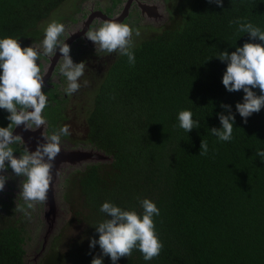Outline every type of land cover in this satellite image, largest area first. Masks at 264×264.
<instances>
[{
	"label": "trees",
	"instance_id": "16d2710c",
	"mask_svg": "<svg viewBox=\"0 0 264 264\" xmlns=\"http://www.w3.org/2000/svg\"><path fill=\"white\" fill-rule=\"evenodd\" d=\"M65 1L0 0V36L27 46ZM167 1L170 23L132 47L134 65L119 54L104 60L102 70L84 71L82 78L92 82L86 85L87 112L70 114L86 126L78 145L103 150L112 160L67 179L74 192L65 199L82 228L75 236L56 234L41 264H91L101 254L89 241L98 239L95 226L105 219L102 203L142 213L143 198L160 209L154 223L163 248L151 261L134 249L119 264H264V161L256 155L264 148V108L246 123L236 113L230 142L218 141L209 129L220 127L217 114L227 111L222 104L235 113L244 95L226 90V62L214 55L250 39L230 21L240 18L264 30V0H224L223 7L209 0ZM182 109L192 110L199 128L187 133L179 127ZM7 116L0 109V126H8ZM202 140L209 145L206 156L199 155ZM29 239L22 220L1 231L0 264H25ZM104 264H112L110 257Z\"/></svg>",
	"mask_w": 264,
	"mask_h": 264
},
{
	"label": "clouds",
	"instance_id": "9594fccd",
	"mask_svg": "<svg viewBox=\"0 0 264 264\" xmlns=\"http://www.w3.org/2000/svg\"><path fill=\"white\" fill-rule=\"evenodd\" d=\"M209 2L223 7L224 0ZM169 23L170 21L157 25L160 28L154 30L159 31ZM230 23L238 24V31L248 33L250 39L242 46L235 43L234 51L224 49L214 55L226 62L222 75L226 90H242L244 93L242 100L235 105L236 112L231 110V105L222 104L221 107L227 111L217 114L220 127L209 128L211 134L222 142L233 139L236 113L246 123L248 117L264 108V30L251 21L240 18ZM64 32L63 23H49L42 44L37 47H22L18 37L0 36V109L7 111V119L10 121L6 127L0 126V191L9 179L3 173L10 167L16 176L23 177L18 195L25 203L19 205L18 210L28 217H31L29 210H34L37 204L47 201L53 180V162L61 151V137L70 133L68 126H63L51 135L43 134L45 142L38 144L35 151L26 148L23 154L16 156L10 145L22 140V137L13 134L12 125L16 127L24 124L26 129L32 130L41 125L46 126L43 112L48 105V97L42 88L47 68L42 70L39 62L41 56L52 58L59 51L62 57L59 72L67 81L66 93L71 95L81 87L80 78L84 74L85 64L83 61L74 62L70 45L62 38ZM135 35L139 36L140 33L137 31ZM85 36L94 43L95 50L109 53L118 51L119 54L127 56L130 65L135 64V52L132 50L133 30L128 24L106 20L97 28L87 30ZM257 88L260 90L259 94L254 90ZM177 119L179 127L187 133L200 127V120L193 118L191 109L180 110ZM208 152L209 145L202 140L199 155L206 156ZM256 155L264 161V148H258ZM140 204L142 213L134 208H123L109 200L102 203L100 211L105 214V219L95 226L98 239L92 238L89 241L90 249L99 245L101 254L95 255L91 264H104L105 256L110 257L112 264H119L120 258L130 257L134 249L143 254L145 261H151L160 254L163 243L156 233L154 223V216H159L160 209L149 198H143Z\"/></svg>",
	"mask_w": 264,
	"mask_h": 264
},
{
	"label": "flooded vegetation",
	"instance_id": "af4514ba",
	"mask_svg": "<svg viewBox=\"0 0 264 264\" xmlns=\"http://www.w3.org/2000/svg\"><path fill=\"white\" fill-rule=\"evenodd\" d=\"M166 1L167 0H82L79 6L74 9L71 17H64L65 20L63 24L65 25V32L62 34V38L65 39L66 42L70 41L71 56L74 62H84V71H86L87 68L90 69L92 67H94L95 70H102L104 69V60L108 61L117 57L119 52L114 51L109 53L99 49L95 50L94 43L86 38L85 32L97 28L100 24L105 22L106 19L126 23L133 30L134 27L145 25V21L152 20L150 19L152 14L149 12L152 8H155L160 15H165V13L168 12L167 5L169 3ZM147 6L152 7L148 8ZM154 17L156 16H153V18ZM151 23L155 25L160 24L159 22L155 23L152 21ZM36 32L38 33L27 38V46L33 45L34 47H37L42 44L45 31L40 27ZM85 59H88V61H85ZM39 62L42 70L47 68V74L44 77L46 80L44 81V86L42 88L48 97V105L43 112L46 119V134L51 135L54 131L59 130V128L68 126L70 134L61 137V144L67 148L85 146L78 145L81 137L77 135V132L80 125L82 129H85L86 126L84 123L78 122L76 116L71 115L70 117V114H73V111L79 115L81 114V116L86 114L87 109H85L84 105L89 104V95L86 90V85L92 88L91 80L81 77V87L77 92L69 95L65 91L67 81L59 72L60 63L62 62L61 53L57 51L56 56L52 58L41 56ZM83 81H86V84L82 83ZM64 83H66L65 86ZM78 104L79 107L82 108L80 111ZM63 116L65 118H63ZM12 128L14 130V124ZM41 130L45 133L43 125ZM82 138L84 137L82 136ZM10 147L14 149V155L16 156L23 154L27 148L23 139L17 140L14 144L10 145ZM110 157L112 160V156ZM94 163L95 162L84 163L81 167H86ZM70 168L74 169L75 167L69 166L64 173ZM75 169L77 170V168ZM3 174L9 176V179L6 182L4 189L0 191V232L5 228L14 226L16 220L19 221V223L22 220L26 229L30 232H28V236L31 239L33 237V240L35 241L32 248L30 249L29 247L27 249L26 255H28L32 249L38 245L40 233L46 227L43 218L45 202L37 204L34 210H29L31 211V217L24 215L23 212L18 210V206L24 205L25 203L22 197L18 195L20 191L19 186L23 177L16 176L10 167L6 169ZM32 218L37 220L38 225L29 229V220ZM29 249L30 251H28Z\"/></svg>",
	"mask_w": 264,
	"mask_h": 264
},
{
	"label": "water",
	"instance_id": "95a60500",
	"mask_svg": "<svg viewBox=\"0 0 264 264\" xmlns=\"http://www.w3.org/2000/svg\"><path fill=\"white\" fill-rule=\"evenodd\" d=\"M148 7V6H147ZM152 6H149L150 8ZM152 14L150 22L168 23L170 21V13L167 12L165 15H160L159 12L152 8L149 10ZM153 16H156L153 18ZM110 20V19H106ZM69 44L70 41H67ZM46 78H44V81ZM45 133L41 130L42 125L35 129H26L24 124L16 126L13 130L14 135H20L23 139V142L26 144V147L29 151H35L38 144L45 142L44 135L46 134V126H44ZM44 134V135H43ZM61 151L55 158L53 162V167L51 170L52 173V183L50 185V190L48 193V199L45 202V212L43 218L46 223V227L41 231L39 236L38 245L33 249L32 253H29L25 256V264H41L42 259L49 251V248L52 244V241L56 234L59 233L61 228V221L63 215L61 214V204L59 201V187L57 184L60 182L61 174L65 172L66 168L69 166L76 167L80 169V165L91 162H106L110 161L111 157L106 154L103 150L96 149L93 147L79 146L77 148H67L64 145H60Z\"/></svg>",
	"mask_w": 264,
	"mask_h": 264
},
{
	"label": "rangeland",
	"instance_id": "374dc122",
	"mask_svg": "<svg viewBox=\"0 0 264 264\" xmlns=\"http://www.w3.org/2000/svg\"><path fill=\"white\" fill-rule=\"evenodd\" d=\"M82 2V0H66L59 8L58 10H56L52 16L50 18H48L47 20H45L42 24H41V28L45 31L46 27L48 26L49 23L55 21L58 23H63L65 20V16L66 17H71L73 15V11L75 8H77V6H79V4ZM146 23L145 25H140L138 27H134L133 28V37H132V47L138 46L142 41L150 38V36H152L154 33H156L157 31L154 29L160 28V26H157L153 23H151L150 21L148 22H144ZM139 32L140 35L137 36L135 35L136 32ZM66 83H64L65 86ZM67 86V85H66ZM82 108L79 107V111ZM86 109V107H85ZM85 130L81 128V125L78 127V132L77 135L79 137L82 138V136H84L85 134ZM86 144V142H85ZM85 162H83L79 167H81ZM85 166L81 167L84 168ZM76 168V167H75ZM70 168L66 171V173H62L61 177H60V182L58 184L59 187V201L61 204V214L63 215L62 221H61V228L59 230V233L65 230V235L67 234H74V236L76 235L77 232H79L82 228V225L76 223L75 221H72L73 215L74 213L71 211L70 209V205L68 204V202L65 199V194L71 190V193H73L74 191L72 189H70V182L69 178H72L75 170L76 169ZM73 169V170H72ZM78 169V168H77ZM72 170V171H70ZM30 223L28 224L29 229L30 228H34V226L38 225L37 220H34V218H32L31 220H29ZM29 232V231H28ZM30 233V232H29ZM35 243V241L32 239L28 240V244L27 246L30 247V249L32 248L33 244ZM28 247V248H29ZM30 249L28 251H30ZM33 251V249H32ZM32 251L30 253H32Z\"/></svg>",
	"mask_w": 264,
	"mask_h": 264
}]
</instances>
